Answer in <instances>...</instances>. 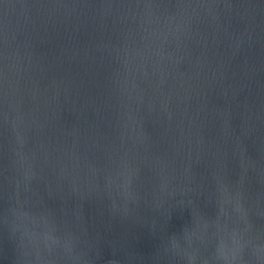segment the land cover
Returning <instances> with one entry per match:
<instances>
[{
    "label": "water",
    "instance_id": "obj_1",
    "mask_svg": "<svg viewBox=\"0 0 264 264\" xmlns=\"http://www.w3.org/2000/svg\"><path fill=\"white\" fill-rule=\"evenodd\" d=\"M0 264H264V0H0Z\"/></svg>",
    "mask_w": 264,
    "mask_h": 264
}]
</instances>
